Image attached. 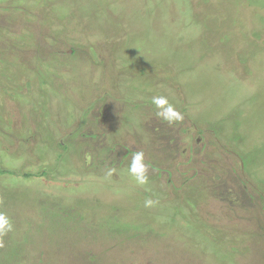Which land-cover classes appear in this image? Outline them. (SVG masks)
<instances>
[{
    "label": "rangeland",
    "instance_id": "374dc122",
    "mask_svg": "<svg viewBox=\"0 0 264 264\" xmlns=\"http://www.w3.org/2000/svg\"><path fill=\"white\" fill-rule=\"evenodd\" d=\"M0 211V264H264V0H0Z\"/></svg>",
    "mask_w": 264,
    "mask_h": 264
},
{
    "label": "clouds",
    "instance_id": "9594fccd",
    "mask_svg": "<svg viewBox=\"0 0 264 264\" xmlns=\"http://www.w3.org/2000/svg\"><path fill=\"white\" fill-rule=\"evenodd\" d=\"M151 103L155 108V115L169 125L181 122L184 116L176 110L175 106L169 102V99L163 95H156L151 98ZM149 165L145 162L143 151H135L131 157L130 165L127 168V175L131 177L136 186L144 187L148 191ZM116 170L109 167L106 172V178H111ZM158 203L157 200L145 198L144 207L151 208ZM14 231V223L11 218L3 211H0V237H4Z\"/></svg>",
    "mask_w": 264,
    "mask_h": 264
}]
</instances>
